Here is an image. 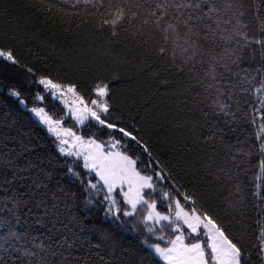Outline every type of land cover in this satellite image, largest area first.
I'll use <instances>...</instances> for the list:
<instances>
[{"label": "snow or ice", "instance_id": "1", "mask_svg": "<svg viewBox=\"0 0 264 264\" xmlns=\"http://www.w3.org/2000/svg\"><path fill=\"white\" fill-rule=\"evenodd\" d=\"M0 264H264V0H0Z\"/></svg>", "mask_w": 264, "mask_h": 264}]
</instances>
